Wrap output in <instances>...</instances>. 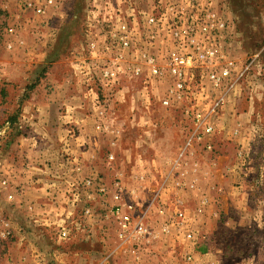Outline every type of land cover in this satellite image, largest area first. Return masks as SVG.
Returning <instances> with one entry per match:
<instances>
[{
  "label": "rangeland",
  "instance_id": "374dc122",
  "mask_svg": "<svg viewBox=\"0 0 264 264\" xmlns=\"http://www.w3.org/2000/svg\"><path fill=\"white\" fill-rule=\"evenodd\" d=\"M60 3L61 0H56L53 5L46 4L45 0H0V240L11 241L13 238L9 210L5 209L4 212L1 204H7L8 208L13 202L15 183L12 171L15 166L12 161L19 148L17 144L29 138L38 141L37 144L41 141L37 137L42 134L34 125L38 120L37 115L31 112V107L35 105L33 102L35 100L42 102L44 100L42 94L46 90L51 92L54 89L49 79L50 74L59 80L63 74L73 73L71 66L74 61L79 59L82 62L79 63L80 69L89 59L88 54L85 55L86 52L82 49L84 37L81 32H76L77 25L82 24L80 18L70 26L71 33L61 31L64 27L62 21L64 17L62 20L59 18L57 20L59 34L56 40L58 45L47 50L50 44L45 42L47 39L45 12L47 7L58 6ZM80 3L76 2L79 12L82 8ZM219 5L225 11V17L230 24L228 37L230 42L226 51L236 62V72L230 84L217 91L220 97L219 105L215 112L213 109L210 112V121L215 128V133L211 136L212 151L218 152L223 142L221 140H226L227 135L231 136L232 139L227 140L232 143L229 148L234 156L233 163L237 176L228 182V187L222 189L214 186L216 189H213L209 201L212 205L209 206L205 217L195 222L203 238L193 249L189 248L181 234L177 235L174 232L163 241L151 238L146 239L140 246L120 244L116 238L117 224L114 218L111 222L112 232L105 235L107 240L101 241V244L93 243L91 237L84 239L87 235L85 232L82 240L74 243L70 242L71 239L60 240L56 229L51 228L52 240L58 241L57 245L61 249L74 254L77 264H253L252 258L255 255L264 256V0H219ZM39 7H42L41 11L38 10ZM10 27L14 29V33L10 32ZM9 44L13 46L9 47ZM258 55L262 57L261 64L257 63ZM48 56L49 59H54L49 62ZM75 81L70 80L69 87L75 89L74 93H77L83 86L79 87ZM258 83L260 86H257ZM161 84L155 83L154 88L158 90L162 87ZM94 88L98 89L97 84H94ZM100 98L103 100L102 96ZM130 99H127L128 103L117 104L118 117L120 110L125 114L124 110L129 108V105L135 107L137 111L139 110L137 107L143 104L141 100L134 98L131 102ZM152 107L158 122H171L174 118L180 121L184 131L188 132V120L179 110L164 108L157 101L153 102ZM134 117L138 118L135 115L133 120ZM140 131L129 127L124 139L140 137L142 136ZM121 135L124 136L122 129L118 137ZM240 136L243 141H233L234 137ZM67 138L77 139L78 130L70 129ZM59 149V155L46 161L49 167L52 168L53 163L57 164V168L62 164L67 165V175L75 181L93 176L92 172L79 175L83 172V167L80 166L81 168L77 170L76 156L67 154L60 157L61 147ZM240 151L243 153L242 156L239 155ZM52 170L55 171L54 168ZM99 179L100 183L107 184L117 178H105L102 181ZM60 185L62 183L57 182V177L50 181L52 198L57 199L55 201L57 204L53 206L59 207L61 202V199L54 197V193L63 192L69 196L68 191L59 187ZM85 191L87 192L81 202L61 204L69 214H76L77 217V214L81 215L84 207L94 209V204L101 206L111 204L110 193L99 192L96 187ZM153 228L157 231V224L154 223ZM1 248L0 244V251ZM93 250L102 252L100 260L96 263L91 258ZM110 250L113 253H109ZM188 252L194 255L191 263L186 259ZM6 260L0 252V264L6 263ZM76 262L73 260V264ZM42 263L56 264L53 259L52 261L43 259ZM6 264H12V260H7Z\"/></svg>",
  "mask_w": 264,
  "mask_h": 264
},
{
  "label": "crops",
  "instance_id": "0c3cea01",
  "mask_svg": "<svg viewBox=\"0 0 264 264\" xmlns=\"http://www.w3.org/2000/svg\"><path fill=\"white\" fill-rule=\"evenodd\" d=\"M78 1L82 3L80 12L76 7ZM114 2L119 3L120 0H61L58 6L47 7L45 42L50 44L47 50L58 45L56 40L59 34L57 26L59 18L62 20L64 17L62 20L64 27L61 29L64 33H71L70 26L80 18L82 24L77 25L76 32L82 33L84 39L81 43L84 44L87 41L84 35L86 30L90 28L88 32L95 34L105 30L104 25L96 22V17L101 8L106 4L111 7ZM121 5L125 6V3ZM101 18L105 20V13ZM49 57L47 58L49 62L54 59ZM257 59V63L261 64L262 57L258 55ZM79 63H82L79 59L74 61L71 66L73 73L63 74L59 80L50 74L49 79L54 89L51 92L46 90L42 94L41 97H44L42 102L41 100L33 102L35 105L31 107V112L37 115L38 120L34 125L42 134L37 137L41 141L37 144L38 141L29 138L17 144L19 148L12 161L15 166L12 171L15 183L13 202L8 208L7 204H1L4 212L5 209L9 210L13 238L11 241L0 240L2 246L0 252L4 259L12 260V264H43V259L45 261L53 259L56 264H73V260L77 261L74 254L61 249L57 245L59 242H54L50 236L51 228L58 229L69 215L61 204L72 203L67 194L56 192L54 197L61 199V202L59 207L53 206L57 204L55 202L57 199L52 198L50 181L62 174L67 176L68 166L62 164L57 168V164L53 163L51 165L55 170L53 171L46 161L59 155L60 147L62 151L60 157L67 154L76 156V161L83 167V172L79 175L92 172L94 177L102 180L120 179L129 197L137 201L139 208L142 209L147 208L158 193L165 197L172 210L177 209L178 199L185 205L195 207L202 197L210 201L213 189H216L214 186L222 189L228 187V182L237 176L233 163L234 156L229 148L232 143L227 140L232 139L231 136L227 135L226 140H221L223 142L218 152L202 151L195 144H187L186 132L180 121L172 118L171 122H158L154 115L155 110L153 111L152 107L147 108L145 104L141 103L137 107L139 110L134 114L138 118L134 117L135 120L130 117L134 116L130 110L131 108L135 110L132 106L124 110L125 114L120 110L117 118L102 116L96 106L95 95L93 93L89 95L87 85L76 76L80 71ZM72 79L77 81L79 87L83 86L77 93H74L75 89L69 87ZM257 86H260V83ZM127 99L129 96L124 97L123 104L128 101ZM98 122L105 123L104 131L95 128ZM187 123L189 132L193 123L189 120ZM126 124L131 129H140L142 136H136L132 140H125L122 135L118 137V133L121 134L119 129ZM74 128L78 130V138L68 139L69 130ZM242 139L241 136L234 137L233 141H243ZM109 154H115V159L110 160ZM5 171L9 172L8 169ZM193 202L195 204H192ZM93 206L94 213L87 217L88 224L85 227L89 231H76L70 242L82 240L84 232L87 233L84 239L91 237L93 243L106 242L105 235L112 232L113 220L109 205ZM187 211L192 214L190 208ZM112 250L109 253H113ZM76 255L80 256L77 253ZM101 255L102 252L93 250L91 258L96 263ZM252 259L253 264L258 262L264 264V256L257 254Z\"/></svg>",
  "mask_w": 264,
  "mask_h": 264
},
{
  "label": "built area",
  "instance_id": "2783aa9c",
  "mask_svg": "<svg viewBox=\"0 0 264 264\" xmlns=\"http://www.w3.org/2000/svg\"><path fill=\"white\" fill-rule=\"evenodd\" d=\"M55 1L45 0L51 5ZM123 2L125 6L121 5ZM104 13L106 18L102 20ZM96 22L104 25L105 30L95 34L88 32L89 28L84 32L87 41L82 49L89 59L76 76L88 86L87 91L95 95L101 115L117 118L116 106L125 96H129L131 102L134 98L141 100L147 108L157 101L164 108L179 110L193 123L186 133L187 144L211 152L215 128L210 112L212 109L215 112L219 105L217 91L228 86L236 72V62L226 51L230 24L219 0H120L111 7L106 4L101 8ZM9 30L14 33L13 28ZM155 83H162V87L157 90ZM94 84L98 89L95 90ZM130 110L135 116L136 110ZM129 127L126 124L119 129L123 130L124 138ZM95 128L104 131L106 125L98 122ZM239 155H243L242 151ZM115 157V154L108 156L110 160ZM80 168L78 163L77 170ZM64 175L57 176V182L68 191L71 204L83 200L85 190L91 187L111 194L109 212L117 224L116 237L120 244L132 247L151 238L163 241L174 232L181 234L193 249L203 238L195 222L209 210L206 197L195 207L178 199L177 209L172 210L165 197L158 193L149 206L142 209L129 197L118 178L107 185L100 183L97 176L75 181L70 175ZM188 208L192 214L188 213ZM83 210L81 215L69 214L63 220L56 229L59 239L69 240L76 231H88L85 229L87 217L94 209L84 207ZM154 223L157 231L153 230ZM186 259L191 263L194 255L188 252Z\"/></svg>",
  "mask_w": 264,
  "mask_h": 264
}]
</instances>
